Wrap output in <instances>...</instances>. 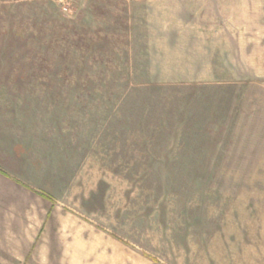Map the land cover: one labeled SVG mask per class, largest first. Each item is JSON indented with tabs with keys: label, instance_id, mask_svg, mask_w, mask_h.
I'll use <instances>...</instances> for the list:
<instances>
[{
	"label": "rangeland",
	"instance_id": "obj_1",
	"mask_svg": "<svg viewBox=\"0 0 264 264\" xmlns=\"http://www.w3.org/2000/svg\"><path fill=\"white\" fill-rule=\"evenodd\" d=\"M168 22L234 60L153 69ZM0 126L54 213L154 264H264V0H0ZM39 256L0 239V264Z\"/></svg>",
	"mask_w": 264,
	"mask_h": 264
},
{
	"label": "crops",
	"instance_id": "obj_2",
	"mask_svg": "<svg viewBox=\"0 0 264 264\" xmlns=\"http://www.w3.org/2000/svg\"><path fill=\"white\" fill-rule=\"evenodd\" d=\"M169 25L159 30L165 29L164 35L144 39L153 69L213 72L211 62L234 60L230 42L186 35L180 23L171 29ZM8 128L0 126V239L38 236L39 264H154L124 241L97 229L87 215L54 213L47 197L33 188V180L39 183L32 178L31 151ZM32 221L39 222L35 231L28 229Z\"/></svg>",
	"mask_w": 264,
	"mask_h": 264
}]
</instances>
